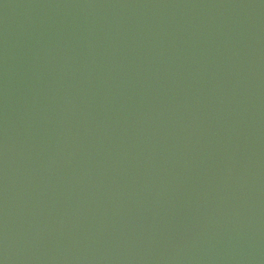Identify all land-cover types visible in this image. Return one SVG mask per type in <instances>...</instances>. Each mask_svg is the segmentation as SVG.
I'll use <instances>...</instances> for the list:
<instances>
[{
  "label": "water",
  "instance_id": "water-1",
  "mask_svg": "<svg viewBox=\"0 0 264 264\" xmlns=\"http://www.w3.org/2000/svg\"><path fill=\"white\" fill-rule=\"evenodd\" d=\"M0 264H264V0H0Z\"/></svg>",
  "mask_w": 264,
  "mask_h": 264
}]
</instances>
